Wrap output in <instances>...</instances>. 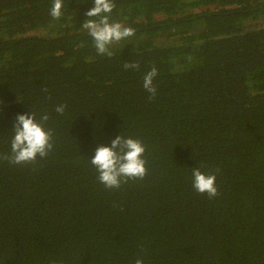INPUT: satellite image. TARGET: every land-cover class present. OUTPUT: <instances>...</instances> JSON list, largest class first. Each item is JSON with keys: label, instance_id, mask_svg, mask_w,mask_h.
<instances>
[{"label": "trees", "instance_id": "16d2710c", "mask_svg": "<svg viewBox=\"0 0 264 264\" xmlns=\"http://www.w3.org/2000/svg\"><path fill=\"white\" fill-rule=\"evenodd\" d=\"M52 3L0 0V154L27 110L56 140L36 165L0 161V264H134L141 246L145 264H264V0H115L135 35L111 57L81 27L93 0L58 20ZM121 134L149 174L109 191L88 159ZM201 165L220 170L213 199Z\"/></svg>", "mask_w": 264, "mask_h": 264}, {"label": "clouds", "instance_id": "9594fccd", "mask_svg": "<svg viewBox=\"0 0 264 264\" xmlns=\"http://www.w3.org/2000/svg\"><path fill=\"white\" fill-rule=\"evenodd\" d=\"M64 0H53L49 9V15L58 20L62 16ZM94 6L85 12L86 19L81 27L92 38L95 51L100 56L111 57L113 52L111 45L122 40H127L135 35V29L118 21H110V13L115 7V0H93ZM125 69L139 70L138 62H125ZM158 70L152 66L142 80V88L149 93V99L157 95V86L154 79ZM43 92L48 93L44 88ZM50 98V97H46ZM67 105L60 103L55 106V112L59 115L65 113ZM50 115L47 112L27 110L18 113L12 125V137L10 151L0 154V161H6L9 165H36L38 157L45 160L54 151L56 143L54 129L46 127ZM94 155L88 159L89 163L97 172V181L106 190L120 189L129 181H142L148 174L147 160L144 157L146 146L139 137L117 135L111 140L110 145L98 144L94 149ZM200 167L191 169L192 186L196 192L206 194L209 199L219 195L216 186V175L219 168L214 172L202 171ZM113 202V207H117ZM50 264H57L51 260ZM134 264H145L143 246L137 254Z\"/></svg>", "mask_w": 264, "mask_h": 264}]
</instances>
